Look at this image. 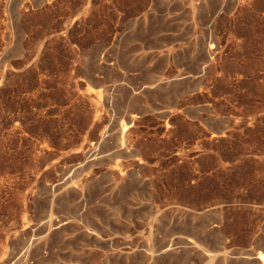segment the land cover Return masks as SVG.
Returning <instances> with one entry per match:
<instances>
[{
    "label": "rangeland",
    "instance_id": "rangeland-1",
    "mask_svg": "<svg viewBox=\"0 0 264 264\" xmlns=\"http://www.w3.org/2000/svg\"><path fill=\"white\" fill-rule=\"evenodd\" d=\"M260 254L264 0H0V264Z\"/></svg>",
    "mask_w": 264,
    "mask_h": 264
},
{
    "label": "bare ground",
    "instance_id": "bare-ground-1",
    "mask_svg": "<svg viewBox=\"0 0 264 264\" xmlns=\"http://www.w3.org/2000/svg\"><path fill=\"white\" fill-rule=\"evenodd\" d=\"M211 49H212V47L209 48V52H210ZM209 52H207L208 55H210ZM212 52H213V51H212ZM208 55H207V56H208ZM123 132H124V129H122V133H123ZM258 264H264V255L261 256V254H260V256L258 257Z\"/></svg>",
    "mask_w": 264,
    "mask_h": 264
}]
</instances>
